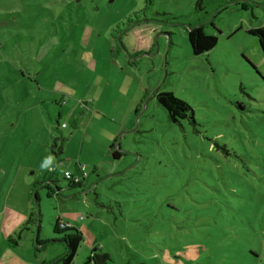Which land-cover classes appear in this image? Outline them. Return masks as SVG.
<instances>
[{
	"label": "rangeland",
	"instance_id": "rangeland-1",
	"mask_svg": "<svg viewBox=\"0 0 264 264\" xmlns=\"http://www.w3.org/2000/svg\"><path fill=\"white\" fill-rule=\"evenodd\" d=\"M197 1L0 0L4 184L17 165L38 169V221H24L21 195L11 242L26 264L65 254L58 219L83 234L73 264H96L94 249L107 264H264V56L249 34L264 0ZM199 26L218 42L195 56ZM162 92L194 119L173 123Z\"/></svg>",
	"mask_w": 264,
	"mask_h": 264
},
{
	"label": "trees",
	"instance_id": "trees-1",
	"mask_svg": "<svg viewBox=\"0 0 264 264\" xmlns=\"http://www.w3.org/2000/svg\"><path fill=\"white\" fill-rule=\"evenodd\" d=\"M233 1L235 2L239 0H233ZM202 5H203V0H198L197 8L201 9ZM135 21H138V20H135ZM133 23L134 21H130L129 25ZM125 28L127 29V25L125 24L124 26L122 25L119 33L121 34L123 31H125L126 30ZM249 34L252 36H255L259 40L261 51L264 56V28H257V29L250 30ZM188 40H189L193 55L195 56H200V55H203L205 53L212 51L216 47L217 42H218V39L216 36L209 35L205 32L204 26H199L196 28H189ZM156 99H157V102L167 110L169 118L173 123H178L180 120L187 119L188 117H191L192 119H194V111L192 110V107L188 104V102L182 100L181 98L175 96L174 94L162 92V93L157 94ZM64 143L61 145L59 149V153L61 154H63ZM54 145L56 146V142L54 143ZM114 147H115V144L113 143V146L111 147V149H113V157L115 160H118L120 157H122V153L119 150H115ZM53 182L56 183V181H53ZM69 182H70V186L72 187L82 186L81 183H76L75 181L69 180ZM46 187H51V186H46ZM34 190H35V187L32 189L31 192L33 193ZM36 201L39 202L38 196H36ZM37 221H38L37 211L34 209L29 216L27 225L33 226L37 223ZM54 233L57 235L64 234L63 242L66 245L65 254L60 259H58L56 263L57 264H73L79 252V249L81 245L83 244V241H84L83 234L77 228L72 227L68 223L62 222L60 219H58L54 225ZM38 247L39 249H37V251L39 252L41 249L46 247V244L44 245L38 244ZM213 248L216 251L217 249H220L218 253H227L226 245L219 246V247H213ZM208 249L209 247L200 243V245H198V248L196 246V249L194 251V254H195L194 257L197 258V256H200V254L207 253ZM98 252H101V251L97 249L93 250L92 260L96 264H100V263L107 264V262L110 259V255L106 252L104 253L101 252V254L99 255L97 254ZM254 255L257 257L259 256L258 254H254Z\"/></svg>",
	"mask_w": 264,
	"mask_h": 264
},
{
	"label": "crops",
	"instance_id": "crops-1",
	"mask_svg": "<svg viewBox=\"0 0 264 264\" xmlns=\"http://www.w3.org/2000/svg\"><path fill=\"white\" fill-rule=\"evenodd\" d=\"M137 52L138 53L136 56L142 54V52ZM28 98L29 94L27 93L26 99ZM0 130L3 132L2 125H0ZM2 137L3 136H1V138ZM86 137L87 135L85 138ZM2 142L0 144H2ZM6 165L7 163L4 161V158L0 156V264H26L29 261L24 257L23 254L20 253V244L16 241H14V244H11V242L22 228V223L20 220L21 209L18 208V198L22 195L26 200V208L22 210L25 222L26 219L29 218L31 212L36 208L35 202L31 198V189L36 186L37 180H31V177H33L36 172H38V169L28 164L17 165L16 168L11 169V176H7V184L5 186L4 173H7V170L10 169L9 167H6ZM96 170L95 172H98V168ZM71 175L75 179L80 178V176L76 178L73 173H71ZM83 183L84 181L81 182V184ZM5 192L6 200L4 197Z\"/></svg>",
	"mask_w": 264,
	"mask_h": 264
},
{
	"label": "built area",
	"instance_id": "built-area-1",
	"mask_svg": "<svg viewBox=\"0 0 264 264\" xmlns=\"http://www.w3.org/2000/svg\"><path fill=\"white\" fill-rule=\"evenodd\" d=\"M81 171H82L83 178L75 179V178H73V176L71 175V173L68 172V171L65 172V178L68 179V180H73L76 183H81L88 176V174L85 173V168L84 167H81Z\"/></svg>",
	"mask_w": 264,
	"mask_h": 264
},
{
	"label": "water",
	"instance_id": "water-1",
	"mask_svg": "<svg viewBox=\"0 0 264 264\" xmlns=\"http://www.w3.org/2000/svg\"><path fill=\"white\" fill-rule=\"evenodd\" d=\"M45 187L46 186H53V187H55V189H56V193H59V191L61 190L60 189V187L56 184V183H54L53 181H47L46 183H45V185H44ZM52 187V188H53ZM46 188H48L49 189V187H46ZM53 190H54V188H53Z\"/></svg>",
	"mask_w": 264,
	"mask_h": 264
},
{
	"label": "flooded vegetation",
	"instance_id": "flooded-vegetation-1",
	"mask_svg": "<svg viewBox=\"0 0 264 264\" xmlns=\"http://www.w3.org/2000/svg\"><path fill=\"white\" fill-rule=\"evenodd\" d=\"M51 189L53 190V188H52V187H49V190H51ZM52 190H51V191H52ZM59 193H61V190L59 191Z\"/></svg>",
	"mask_w": 264,
	"mask_h": 264
}]
</instances>
